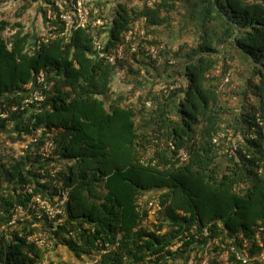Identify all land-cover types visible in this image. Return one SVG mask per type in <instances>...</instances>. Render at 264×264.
<instances>
[{"label":"trees","instance_id":"obj_1","mask_svg":"<svg viewBox=\"0 0 264 264\" xmlns=\"http://www.w3.org/2000/svg\"><path fill=\"white\" fill-rule=\"evenodd\" d=\"M44 1L48 29L46 9L56 0ZM141 3L119 1L110 18L96 4L102 12L85 28L61 36L59 27L57 37L46 32L33 42L20 24L10 29L0 20V264H76L46 263V250L28 243L37 231H48L53 248H66L77 264H172L170 245L191 223L210 226L223 240L244 235L255 247V232L264 227V0ZM180 4L178 32L187 41L171 49L158 29L173 27ZM99 18L108 25L95 26ZM144 18L155 42L138 40L140 53L127 48L113 63L101 55ZM154 43L163 47L157 60L145 52ZM235 61L249 70L238 91L228 72ZM220 67L222 86L248 101L232 121L214 75ZM118 83L127 89L118 91ZM43 128L37 151L19 155L15 147ZM47 135L55 150L44 160ZM182 149L190 156L183 164ZM55 167L61 170L53 177ZM27 184L53 197L69 190L62 222L7 225L12 206L26 202L16 191ZM148 194L161 199L179 231L158 234L167 225L149 219Z\"/></svg>","mask_w":264,"mask_h":264},{"label":"built area","instance_id":"obj_2","mask_svg":"<svg viewBox=\"0 0 264 264\" xmlns=\"http://www.w3.org/2000/svg\"><path fill=\"white\" fill-rule=\"evenodd\" d=\"M97 1L71 0V2L66 3L64 0H56L52 6L46 9V15L49 21L47 32H50V36L55 38L57 34L52 32L57 31L59 27L64 30L61 32V36L67 34L68 30L72 28H85L91 22L92 15L102 12L101 8L96 6ZM143 1L148 7H153V0ZM146 24L147 19L145 18L136 21L134 26L125 34L124 40L120 45L101 55L113 63L125 58L127 48L131 53H140L141 40H148L150 42H155L156 40L155 36L148 34ZM106 25H108L106 19L99 18L95 22V26ZM47 41L48 37L46 36L39 44ZM162 49L163 47H159L158 44L154 43L147 45L145 52L148 57L157 60ZM44 80L45 75L40 74L38 81L42 82ZM177 87L179 86H172V89ZM156 89L160 90L161 86L157 85ZM163 91L167 95L170 93L167 88ZM39 96L40 94L37 92L35 97L38 98ZM30 102V100L25 101L26 104ZM148 106H151V104L148 103ZM259 124L263 125V122H259ZM45 130V128L37 130L36 134L31 136L29 141L19 146V150L15 149L17 153L26 156H31L35 153ZM215 142H218V138L215 139ZM54 150V141L48 137L44 145L41 146L39 153L43 156L44 160H47L53 154ZM152 153L153 150L150 148L148 154L150 155ZM189 158V153L185 149L180 150L177 154V159L181 164L186 163ZM60 170L59 167L52 168L50 169V174L56 177ZM46 172V168L39 170L42 176L46 175ZM16 193L26 198V202L12 206L10 220L7 224L11 227H15L19 223H25L30 219L34 227L40 223L56 224L62 222L67 214L66 205L69 199V190H61L57 196L53 197L46 192H38L34 186L27 184L18 188ZM148 199L144 205H146L145 207L148 210L149 219L156 224L165 222L167 225L165 228L158 230V234H167L168 231H179V224L177 222L175 224L170 222L165 216L161 199L156 196ZM0 214L2 213L0 212ZM148 222L145 221L143 224L147 225ZM3 229H5V226ZM49 236L48 231H37L29 234L27 239L29 244H34L38 248H44V250L50 251L53 249V242L49 240ZM240 239L241 241L237 242L234 237L227 236L223 240L222 236H217L212 233L210 226H203L201 228L198 224L191 223V225H185L183 231L174 237L173 244L170 245L169 249L175 256L170 259V262L172 264H264V227H259L255 232V247L244 235L240 234ZM232 257L234 258L233 262L230 261ZM96 263L97 261H87L84 264Z\"/></svg>","mask_w":264,"mask_h":264},{"label":"rangeland","instance_id":"obj_3","mask_svg":"<svg viewBox=\"0 0 264 264\" xmlns=\"http://www.w3.org/2000/svg\"><path fill=\"white\" fill-rule=\"evenodd\" d=\"M0 2V20L8 22L9 28L12 29L13 26L20 24L22 26V31L30 36V41H35L37 38L46 34V21L45 16L43 14L44 8H46V4L44 0H38L37 2H33L32 0H1ZM119 1L124 0H98L97 4H102L105 6V17L110 18L112 17L113 8L115 4ZM177 11L172 14V19L170 20V24L173 25L172 28H168L167 25L158 29V34L160 37L171 47V49H178L180 43H183L185 40V36L178 32L180 18L182 17L183 6L180 4L177 7ZM11 30H6L7 34H10ZM188 34V33H187ZM180 38H183L180 40ZM104 41V40H103ZM187 41V40H185ZM189 41V40H188ZM236 70L230 69L228 72L231 73V77L229 80H233L234 84L237 85V91L243 90L242 87L245 88L247 78L244 76L248 71L244 69L242 66L238 65L237 62H234ZM221 71L222 68L220 67L216 72L215 76H219V86L220 92L222 91L226 95H222V103L224 105H228L229 109L233 112L225 115L226 120H233L235 115H241L242 113L246 112L245 108H247L248 101L246 97L242 98L237 94L236 96L233 95L231 92L232 86L224 87L225 80L221 83ZM227 72V73H228ZM160 73H163L161 69ZM123 75H121L122 77ZM118 81V80H116ZM122 82V81H121ZM258 82V80H255ZM239 86V87H238ZM127 86L124 84L117 85L118 91L126 90ZM236 91V90H235ZM250 96V93H248ZM241 97V98H240ZM249 98V97H248ZM251 98V97H250ZM249 102L255 103L253 98L249 99ZM244 105V107H243ZM230 110V111H231ZM234 122V121H233ZM20 144H18L15 149L19 150ZM222 164H226L225 161ZM155 196L154 194H148V197ZM147 199V198H146ZM47 254H45V261L46 263L49 261H56V262H73L77 264V261L72 258L69 252L66 251V248L60 246L57 249H51L50 251L46 250Z\"/></svg>","mask_w":264,"mask_h":264},{"label":"clouds","instance_id":"obj_4","mask_svg":"<svg viewBox=\"0 0 264 264\" xmlns=\"http://www.w3.org/2000/svg\"><path fill=\"white\" fill-rule=\"evenodd\" d=\"M47 30H48V29H46V32H47ZM40 42H41V41H39L38 44H39ZM125 78H126V76L124 75L123 77L120 78V80H121L122 82H125V81H124Z\"/></svg>","mask_w":264,"mask_h":264},{"label":"crops","instance_id":"obj_5","mask_svg":"<svg viewBox=\"0 0 264 264\" xmlns=\"http://www.w3.org/2000/svg\"><path fill=\"white\" fill-rule=\"evenodd\" d=\"M46 29H47V27H46Z\"/></svg>","mask_w":264,"mask_h":264}]
</instances>
